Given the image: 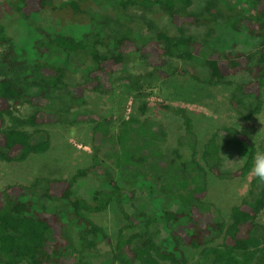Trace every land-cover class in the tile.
<instances>
[{"label": "trees", "instance_id": "16d2710c", "mask_svg": "<svg viewBox=\"0 0 264 264\" xmlns=\"http://www.w3.org/2000/svg\"><path fill=\"white\" fill-rule=\"evenodd\" d=\"M220 1L228 25L255 41L250 51H225L215 47L214 41L201 42L162 29L151 32L142 44L130 33L108 37L88 11L91 8L104 12L96 6L114 3L116 13L109 15L128 20V10H158L177 27H209L215 40H219L211 17L190 14L194 0H70L59 4L56 0H0V161L26 163L46 155L52 148V137L45 127L57 124L62 114L55 102L56 94L68 89L78 103H84L88 92L106 94L115 87L114 76L127 70L134 55L162 71L175 59L183 67L171 66L169 76H186L206 84L213 92L226 94L224 98L235 108L242 104L236 100V92L253 95L258 104L248 109L247 118L261 112L264 0ZM4 8L25 20L42 18L48 12L57 17L55 14L63 10L82 18L69 22H89L71 25L69 30L67 23L65 28L53 31L41 25L32 29L35 35L32 43L21 48L2 20ZM59 54L83 56L92 61L93 66L82 82H69L66 67L58 61ZM241 76L247 78L239 80ZM25 105L34 111L21 116ZM162 106L180 117L194 149L189 161L169 159L166 173L159 177L164 200L155 211L136 208V190H130L118 180L109 182V190H96L90 201L75 194L80 178L89 174L105 176L100 152L105 140L113 137L110 129L101 123L99 114L79 115L78 120L94 124L93 164L79 169L69 179L47 178V170L30 187L12 183L0 190V264H96L86 259L85 254L101 240L112 246V257L102 264H190L186 248L199 252V264H264V183L253 180L252 196L232 206L230 221L223 220L206 204L209 189L196 176L207 172L198 158L195 125L198 113L184 107ZM142 109L146 110L147 105ZM223 137H234L246 145L247 159L233 175L248 177L254 155L257 151L264 152V147L259 148L253 138L233 127H220L203 151V159L218 177H222L218 166L222 163L220 139ZM133 145L135 150L129 145L119 158L113 155L118 166L141 167L147 161L145 157L152 156L149 146H145L144 155L139 157L140 147H136L139 143ZM189 171L195 172V176L191 177ZM38 188L58 201L54 209L40 204ZM150 190L156 191L152 183ZM176 198L182 202L181 211L171 207ZM129 202L136 208L134 212L126 209L125 203ZM115 205L125 223L114 238L103 220ZM161 222L169 229L167 237L162 236ZM73 228L77 231L76 242L71 238Z\"/></svg>", "mask_w": 264, "mask_h": 264}, {"label": "rangeland", "instance_id": "374dc122", "mask_svg": "<svg viewBox=\"0 0 264 264\" xmlns=\"http://www.w3.org/2000/svg\"><path fill=\"white\" fill-rule=\"evenodd\" d=\"M68 1L70 0H56V3ZM219 1L194 0V5L189 11L192 15L211 17L219 40H215L209 27H177L171 23L169 16L158 10L131 9L127 11L128 20H118L109 15L116 13L114 3H101L96 6L104 12L91 8L88 11L90 17L102 25L108 37H121L130 33L137 42L142 44L151 36V32L162 29L175 36L208 43L214 41L212 44L215 47L225 51H250L255 41L242 32L234 31L228 25L225 21L224 9L220 4L222 2L219 3ZM55 15L57 17L48 12L42 18L25 20L21 19L17 13L4 8L2 20L8 33L21 48L32 43L35 38L32 29L41 25L53 31L65 28L66 23V29L69 30L71 25H83L89 22L88 20L84 23L80 22L81 24L69 22L68 20L80 21L82 18L63 10ZM58 61L60 65L66 67L69 82L72 84L82 82L93 66L92 61H88L83 56L59 54ZM169 65L162 71L146 64L139 56L134 55L128 63L127 70L114 76L115 87L112 91L106 94L88 92L84 103L75 101L68 89L60 90L55 96V102L59 106L58 110L62 111L59 122L45 127V130L51 134L52 148L46 155L34 157L26 163L0 161V190L12 183H21L30 187L36 182V178L47 170L45 175L47 178L60 176L69 179L79 169L92 165L94 149L91 143L94 137V124L82 122L78 120V117L85 113L99 114L101 123H104L113 135L105 140L100 152L105 176L99 178L89 174L80 178L75 185V194L90 201L96 190H109V182L118 180L130 190H136L137 198L134 202L136 208L148 212L155 211L161 205V200H164L165 193L160 190L162 182L159 177L160 174L166 173L165 168L168 167L169 159H176L178 162L189 161L194 149L193 140L186 137L180 117L163 108L162 104H167L173 107H184L198 113L195 117L197 149L200 152L198 158L207 168V172L196 176H198V182L206 183L209 189L208 196L205 198L206 204L219 213L223 220L230 221L232 206L252 196L251 188L255 178L251 175L246 178L233 175V172L245 163L247 147L234 137L220 139V155L222 153L229 159L246 157L241 163L232 164L221 156L222 163L218 164V168L222 177L216 176L211 171L203 159V151L210 138L224 125L237 130L241 126V132L254 138L261 128H264V125H261L257 119L259 117L264 120V97L262 111L248 119V109L255 108L258 104L255 96L236 92V100H241L242 104H237L235 108L224 98L226 94H217L206 84L198 83L186 76H169L171 66L183 67V63L172 59ZM246 78V76L238 77L239 80ZM144 104L147 105L146 110L142 109ZM33 111L31 106L25 105L20 115L28 116ZM119 136H121L120 140H118ZM114 141L117 143L115 144ZM135 142L139 143V146H136L140 147L137 153L139 157L144 155L142 151L145 146H149L152 156L145 157L147 161L141 167L131 164L118 166L115 158L125 153L129 145L135 150L133 145ZM255 142L259 148L264 147V134L257 137ZM189 174L191 177L195 176L193 171H189ZM165 177L166 175L163 176ZM151 183L156 187V191L150 190ZM37 192L42 206L54 209L58 205V201L45 193L43 188H38ZM177 199L172 202L171 207L181 211L182 202ZM125 207L130 212L136 209L130 202L125 203ZM103 222L110 235L115 238L125 220L115 205L104 216ZM162 223L164 222H161L159 228L162 236L167 237L169 229L166 224ZM71 238L74 242L78 239L74 228L71 230ZM186 251L190 264H199V252L191 248H186ZM85 257L96 264L105 263L112 257V246L106 240L98 241L97 246L89 250Z\"/></svg>", "mask_w": 264, "mask_h": 264}, {"label": "clouds", "instance_id": "9594fccd", "mask_svg": "<svg viewBox=\"0 0 264 264\" xmlns=\"http://www.w3.org/2000/svg\"><path fill=\"white\" fill-rule=\"evenodd\" d=\"M261 125H264V120H261L257 117ZM242 130L241 126H239V131ZM264 134V128H261L259 133L253 138V141L259 137L260 135ZM221 156L232 164H239L246 159L244 158H237V159H229L226 155L221 153ZM250 175L253 176L257 181L260 183H264V152L257 151L253 157V163L250 170Z\"/></svg>", "mask_w": 264, "mask_h": 264}]
</instances>
